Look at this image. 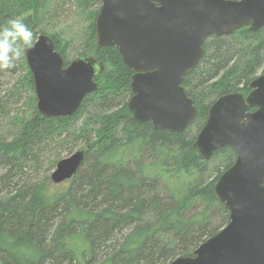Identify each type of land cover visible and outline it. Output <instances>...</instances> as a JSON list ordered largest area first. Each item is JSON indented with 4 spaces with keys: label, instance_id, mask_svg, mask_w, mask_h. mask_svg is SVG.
I'll use <instances>...</instances> for the list:
<instances>
[{
    "label": "trees",
    "instance_id": "obj_1",
    "mask_svg": "<svg viewBox=\"0 0 264 264\" xmlns=\"http://www.w3.org/2000/svg\"><path fill=\"white\" fill-rule=\"evenodd\" d=\"M75 1L86 22L84 51L103 62L104 72L73 115L38 113L26 48L14 68L0 70V264H166L191 255L228 222L213 186L235 153L224 147L200 159L188 129L199 131L216 97L248 92L264 67V25L204 40L202 59L182 82L196 119L173 133L131 120L133 72L115 46L95 47L100 0ZM61 5L0 0V29L22 19L33 41L40 33L52 38L66 65L59 34L45 30L64 12ZM79 140L87 145L83 164L68 184L49 190L55 163Z\"/></svg>",
    "mask_w": 264,
    "mask_h": 264
},
{
    "label": "water",
    "instance_id": "obj_2",
    "mask_svg": "<svg viewBox=\"0 0 264 264\" xmlns=\"http://www.w3.org/2000/svg\"><path fill=\"white\" fill-rule=\"evenodd\" d=\"M263 25L264 0H100L95 47L115 46L133 72L126 105L131 120L181 133L197 115L182 82L202 59L204 40ZM24 58L37 111L47 118L73 115L97 90L94 78L104 72L103 62L88 52L64 65L44 33L25 49ZM248 89L215 98L191 146L203 160L224 147L235 153L213 186L228 210V222L191 255L166 264H264V71ZM84 159L82 149L61 157L50 181L56 185L70 180Z\"/></svg>",
    "mask_w": 264,
    "mask_h": 264
},
{
    "label": "rangeland",
    "instance_id": "obj_3",
    "mask_svg": "<svg viewBox=\"0 0 264 264\" xmlns=\"http://www.w3.org/2000/svg\"><path fill=\"white\" fill-rule=\"evenodd\" d=\"M62 5L61 8L64 11L60 16H58L55 19H52V26L53 29H51V26H48V29H45L46 32H49V34H59L61 40H60V46L64 49L63 54L65 57L66 63L70 62L74 58L78 57L82 53H85L84 47L86 38L84 37V26L86 25L85 18L83 17V14L81 13V10L77 7V2L75 0H58ZM95 6L100 7V3ZM42 26H45L44 23H42ZM264 71V67L258 72L257 75L261 74ZM13 80H17V77H15ZM14 81V82H15ZM12 83V81H11ZM10 83V84H11ZM7 89H11L10 86H6ZM81 120H78V124H80ZM73 126V125H72ZM191 136L196 135L197 126H191L188 129ZM93 138V135L90 133L87 140H91ZM87 145L83 143L82 140H79L77 142L76 147L71 151L74 152L76 150H86ZM70 152V153H71ZM69 153V154H70ZM69 154H63L62 157L67 156ZM68 181H64L60 184H53L50 181L48 182V189L51 191H54L56 189L62 188L65 184H68ZM182 256V255H180ZM96 261L100 260V258L94 259ZM93 264H98L97 262H94Z\"/></svg>",
    "mask_w": 264,
    "mask_h": 264
},
{
    "label": "clouds",
    "instance_id": "obj_4",
    "mask_svg": "<svg viewBox=\"0 0 264 264\" xmlns=\"http://www.w3.org/2000/svg\"><path fill=\"white\" fill-rule=\"evenodd\" d=\"M33 46L32 32L20 18H13L0 29V70L15 67L25 48Z\"/></svg>",
    "mask_w": 264,
    "mask_h": 264
},
{
    "label": "flooded vegetation",
    "instance_id": "obj_5",
    "mask_svg": "<svg viewBox=\"0 0 264 264\" xmlns=\"http://www.w3.org/2000/svg\"><path fill=\"white\" fill-rule=\"evenodd\" d=\"M98 11H99V10H98ZM96 16H97V15H96ZM216 98H217V97H216ZM214 100H215V99H214ZM214 100H213V101H214ZM221 173H222V172H221ZM216 180H217V179H216Z\"/></svg>",
    "mask_w": 264,
    "mask_h": 264
}]
</instances>
